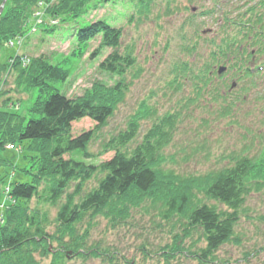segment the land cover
<instances>
[{
  "label": "rangeland",
  "instance_id": "obj_1",
  "mask_svg": "<svg viewBox=\"0 0 264 264\" xmlns=\"http://www.w3.org/2000/svg\"><path fill=\"white\" fill-rule=\"evenodd\" d=\"M57 1L36 0L33 9H29L32 10L29 21L22 26L23 33L11 39L14 46H0L1 111L18 114L24 119L29 117L40 92L32 86V80L25 78L30 74L31 62L40 58L46 65L68 72L64 82L54 84L67 98L90 94L98 87L110 90L119 81L125 87L107 126L95 132L96 136L87 146L89 157L85 159L82 153H74L64 156L65 159L98 166L114 154L103 155L102 144L124 131L130 122H137L138 134L128 146L129 150L140 142L155 119L172 112L181 115L174 138L161 156L157 170L161 179L154 193L140 205H130L128 219L123 223L111 225L109 220L98 217L92 227H79L72 237L75 242L87 238L89 246L97 245L113 254L95 258L91 252H85V256L80 249L73 253L71 244L60 264H167L165 257L170 258L168 264H199L186 252L204 247L201 232L186 226V215L195 206L216 204L205 196V187L210 185L215 173L231 164L232 158L242 153L253 158L264 156V102L256 98L264 88L252 89L246 102L240 104L235 101V95L220 103L212 102L208 96L196 97L192 78L182 72L183 64L189 63L191 56L181 45L202 42L194 34L198 23H205L199 31L216 29L211 18L200 14L211 8L213 0H148L142 6L136 0H92L85 13L77 18H51L46 9H53ZM191 8L196 11L191 12ZM99 21L121 31L116 51L131 54L135 59V66L127 70L124 77H115L99 69L114 52L112 48L100 47L101 36L83 47L77 43V31ZM212 36L213 32L202 37ZM23 56L27 57L24 64ZM12 57L21 64L20 69H10L7 65ZM200 66L201 63L192 70L197 72ZM226 107L234 112L233 115L231 111L222 115ZM94 126L91 120L83 119L72 124V135L92 130ZM20 150H12L9 143L0 151V219L12 203L8 197L11 185L31 180V176L23 172L30 166L29 153L24 145ZM100 177L96 175L87 182L84 192L95 188ZM250 178L249 195L238 213L234 235L218 250V262L214 264H264V176ZM182 194L189 208L183 216L174 214L167 218L162 214L163 197ZM28 205L31 210L36 206L35 200ZM217 206L225 210L222 205ZM42 210L49 216L45 231L57 235L61 230L53 220L57 209L42 205ZM64 240L68 241L69 236L65 235ZM46 243L50 255L59 250L57 242ZM50 255L43 258L37 255L35 259L38 264H50Z\"/></svg>",
  "mask_w": 264,
  "mask_h": 264
},
{
  "label": "trees",
  "instance_id": "obj_2",
  "mask_svg": "<svg viewBox=\"0 0 264 264\" xmlns=\"http://www.w3.org/2000/svg\"><path fill=\"white\" fill-rule=\"evenodd\" d=\"M35 1H7L0 16V46L23 33L22 26L29 21V11H32L29 9L36 5ZM91 1L58 0L53 9H46V14L51 18H77L85 13ZM136 1L142 6L148 0ZM200 14L211 18L216 29L212 37H202L203 29H199L205 23H198L194 34L202 42H192L191 46L182 43L181 48L191 56V61L183 64V74L192 78L198 99L208 96L212 102H225L223 94L230 83L235 82L236 88L229 94L239 97L235 98L238 104L246 102L252 89L264 88V0H213L211 8ZM98 35L101 36V48L114 50L99 69L115 77H124L127 70L135 66V59L131 54L116 51L121 39L120 30L99 21L80 28L76 40L83 47ZM199 63L201 66L194 72L192 69ZM219 65L225 66L227 73L218 78L213 67ZM20 67L18 61L11 66L14 69ZM29 71L25 80H32V86L39 88L40 92L29 117L24 119L0 110V151L9 143L19 148L24 145L29 153L30 166L23 172L31 176L30 181L14 183L9 189L8 197L12 203L0 219V264H38L35 256L50 255L46 241L57 242L59 249L50 255V264H60L71 244L73 253L80 249L85 256L91 252L95 258L110 257L113 252L97 245L89 246L87 238L75 242L72 237L79 227H92L98 217L109 220L111 225L123 223L128 219L130 205H140L150 193H154L161 179L157 171L161 156L174 138L181 115L172 112L155 119L131 150L127 148L137 137L138 124L130 122L124 131L102 144L103 155L114 154L98 166L86 165L73 158L65 159L64 156L74 153H82L85 159L89 157L87 146L97 131L107 126L125 87L119 81L110 90L98 87L90 94L67 98L54 87L55 83L68 78L66 70L50 67L37 58L31 62ZM256 98L264 102V91ZM230 103L237 110L234 103ZM229 111L233 115L228 107L223 109L222 115ZM262 113L264 116V111ZM83 119L91 120L94 129L73 136L72 124ZM257 156L237 155L229 166L215 173L210 185L205 187V196L225 210L218 209L216 204H201L186 215V226L201 232L204 247L186 252L199 264L218 262L216 253L231 241L239 221L238 213L249 195L250 177L264 176V156ZM96 175L101 176L96 187L84 192L86 183ZM184 197V194L163 197L162 214L167 218L174 214L183 216L189 208ZM32 199L36 206L28 210ZM42 205L57 209L53 218L61 228L57 235L45 231L49 216L42 210ZM65 235L69 236L68 241L64 240ZM169 259L164 258L167 264Z\"/></svg>",
  "mask_w": 264,
  "mask_h": 264
},
{
  "label": "water",
  "instance_id": "obj_3",
  "mask_svg": "<svg viewBox=\"0 0 264 264\" xmlns=\"http://www.w3.org/2000/svg\"><path fill=\"white\" fill-rule=\"evenodd\" d=\"M4 2H5V0L2 2L1 6H0V11H1L2 8H3ZM223 70H224L223 68H220V69H219V73H221ZM49 251H51V250L49 249Z\"/></svg>",
  "mask_w": 264,
  "mask_h": 264
},
{
  "label": "bare ground",
  "instance_id": "obj_4",
  "mask_svg": "<svg viewBox=\"0 0 264 264\" xmlns=\"http://www.w3.org/2000/svg\"><path fill=\"white\" fill-rule=\"evenodd\" d=\"M24 62H25V61H24ZM11 147H12V150L17 149L18 151H21V150H20L21 147L19 148L18 146L16 147V146H12V145H11Z\"/></svg>",
  "mask_w": 264,
  "mask_h": 264
}]
</instances>
